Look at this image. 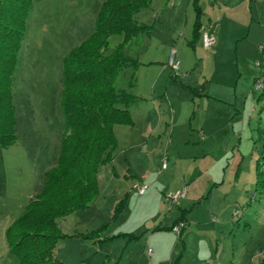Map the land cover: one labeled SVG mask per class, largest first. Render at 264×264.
<instances>
[{
  "label": "rangeland",
  "instance_id": "obj_1",
  "mask_svg": "<svg viewBox=\"0 0 264 264\" xmlns=\"http://www.w3.org/2000/svg\"><path fill=\"white\" fill-rule=\"evenodd\" d=\"M104 1L32 0L12 87L14 101L24 123L20 125L16 143L6 149L0 148V264H18L16 258L9 253L5 231L23 214L26 206L39 193L44 172L53 167L57 159L60 137L64 129L59 112L62 59L93 33L97 13ZM171 2L173 0H152L148 8L135 16L138 24L146 25L150 29L147 35L140 34L133 41L126 50V54L129 57H135L138 63L146 64L141 65L139 71H137L139 67L135 70L130 88L126 83L133 70L126 69L121 77L123 82L120 79V86L136 98L134 113L138 119L146 117L148 112L154 113L151 104L154 101L159 102L164 91L167 90L172 97L176 96L172 94L171 88L167 89V84L158 85L154 91L149 90L148 85L155 80L160 70L159 66L165 62L164 65H168L171 70V78L167 73V80L162 78V81H170L172 85L179 87L178 84L184 85L185 82L192 83L196 80V71L199 73V62L203 59L202 49L199 44L197 45V41L188 42L190 41L189 31L191 32L189 23L192 22L194 9L191 10L189 3L186 6L190 9L187 11L186 8L182 9L181 14L184 15V20L181 26L174 30V44L168 48L163 46L161 48L160 39L173 31L174 12L168 13L171 8L167 6L169 9L162 15L164 8H167L166 3ZM185 22L188 24L184 25ZM256 38L252 31L247 41L251 49L258 46L255 45ZM119 40L120 37H114L111 42ZM181 44H185L184 47H179ZM261 44L264 45V41ZM171 59L178 62V71H172ZM249 60L250 64L247 65L249 69L242 70L240 66L239 76L238 72L232 69L236 65L233 64L229 68L230 74L225 79L227 80L226 91L221 96H215L218 92L211 88L210 95H207L204 101V107L210 105L218 111L221 110L222 113L226 112L233 123L244 120V128H238L240 132L237 137L234 140L229 138L228 144L225 142L228 145L227 157L230 164L227 170H231L230 178L223 181L224 176L218 178V175L210 174L211 172L206 173L204 159L209 157L208 160L212 162V159L216 160L215 156L224 157L225 149L220 154L209 153L205 156L197 144L199 138L196 132H192L187 142L182 143L173 155L169 152V156L173 159L170 158L169 168L164 176H174L182 182L186 181L187 194L192 195L191 199H188L190 205L187 210L191 215L190 228L193 229L185 239L186 249L180 248L181 239L175 235L177 238L174 241H177L179 246L175 254L172 249L166 250L162 254L164 258L161 264H168L171 257L172 264H218L219 262L221 264H261L256 259L259 255H262L264 261V227L255 223V220L259 219L260 212L263 211L264 204L262 199L264 195V87L257 90L253 88L254 83L252 84L255 77L251 74L252 69L259 68L258 70L261 71L256 64L257 60H261L260 57L257 60L250 58ZM148 63L151 65H147ZM212 78L215 81V77L212 76ZM184 88L189 92L192 100L200 91V89L195 91L185 86H182L181 90ZM177 101L181 103V98L178 97ZM195 108L197 106L194 107V112L191 111L189 122L194 120ZM155 111H158V108L155 107ZM165 112V108L161 107L160 114ZM129 115L132 120L131 112ZM130 129L124 124L115 126L117 141L115 156L127 151L131 148L130 146H148L146 141L139 142L138 133L131 134ZM235 130L237 131L235 128H230L229 137ZM160 135L161 140L164 141V134ZM175 140L178 143L182 141L179 133ZM139 146L136 148L140 149ZM252 159L255 163L256 160L259 161H257L259 172L256 170L255 182L246 184L247 182L242 183V180L234 178L238 168L244 177L248 163ZM163 162L164 159L161 163ZM192 166L195 167L194 171H197L194 174L196 180L187 178L185 173ZM257 173H261L259 182H257ZM207 178H211L216 185H207ZM193 180H195L194 184H192ZM122 199L126 203L127 198ZM136 203L137 199L134 197L129 208L134 209ZM118 204L114 206L115 209L119 207ZM197 228H206V230L198 232ZM210 228L213 230L210 231ZM102 231L106 229L99 230L97 236L101 235ZM112 240L114 239H107L106 242ZM133 240L131 239L130 242L134 243ZM122 245L123 243L116 242L113 246L118 255L121 253ZM57 248L58 244L55 250ZM57 259L59 260L58 257ZM104 259L106 261L108 256L104 255ZM121 264H127L126 259Z\"/></svg>",
  "mask_w": 264,
  "mask_h": 264
},
{
  "label": "crops",
  "instance_id": "obj_2",
  "mask_svg": "<svg viewBox=\"0 0 264 264\" xmlns=\"http://www.w3.org/2000/svg\"><path fill=\"white\" fill-rule=\"evenodd\" d=\"M192 1L173 0L171 3H166V7L169 6L171 9L168 7L164 8L162 15L167 9H169L168 13L174 12L173 31H170L169 34L160 39L161 48L162 46L168 48L174 44L175 31L184 20V15L182 16L181 14L182 9L186 8V11L190 9V7L186 6L189 3L192 10ZM197 1L202 12L200 19L201 29L197 45L201 46L203 59L199 62V73L196 71V80L192 83L185 82L184 85L178 84L180 85L179 87L172 85L170 81L164 80L163 82L162 78L167 80V73L170 74L171 78V70L168 65H164V62L159 66L160 68L158 69L160 70L155 80L149 83L148 88L150 91H154L158 85L167 84V89L171 88L173 90L172 94L176 96L172 97L167 90L164 91L161 94L163 97H160V101H154L151 104L154 108L152 110L154 113L148 112L146 117L140 119L134 113V105L137 102L130 105L128 111L130 110L129 112H131L134 122L133 125L129 126L131 128L130 133H138L140 138L138 141H146L148 146H130L131 148L127 151L116 155L111 164L98 172V195L91 206L87 210L77 211L57 220L60 232L67 236L58 242V248L55 250V256L59 258V261L61 260L62 264H121L124 259H126L127 264H161L164 258L162 254L166 250L172 249L173 254H175L176 248L179 246L177 241H174L177 237L181 239L180 248L186 249L185 239L187 234L193 229L190 228L192 221L190 222L189 220L191 215L188 214L189 211L187 210L190 205L188 199H191L192 195L186 194L185 198L180 200L184 203L178 201L176 204H172L169 202L165 197L167 192H176L186 188L188 193V185L185 180L182 182L174 176H164V174L169 168L171 158L169 152L172 155L177 152L178 147H181L182 143L185 144L187 142L186 140L190 138L192 132L197 133L196 136L199 138L197 144L205 156H208L209 153L220 154L225 149L224 157L214 155L216 160L212 159V162L208 160L209 157L204 159L206 173L211 172L210 174L218 175V178L224 176V179L222 178L223 181L230 178L231 170H227L230 164L227 157V144L229 138L234 140L237 137L240 132L238 131L239 127L244 128V120H237L236 123H233L226 112L222 113L221 110L218 111L215 107H210V105L204 107V101L206 96L210 95L211 88L218 92L215 96H221L227 89V80L225 79L230 74L229 68L236 64L232 69L235 70L234 72H238L239 76L241 74L239 73L240 66L242 70L249 69L247 67L250 64L249 58L257 60L260 57L261 59L256 61L261 71L258 70V67V69L253 68L251 71V74L255 75L252 84L255 79H264V68H262L264 66V47L261 51L258 49L261 42L264 41V0ZM194 21L195 13L193 10V19L189 23L191 32L189 31L190 41L188 42H193ZM187 24V22L184 23V25ZM252 31L257 36L255 45H258L256 48L254 46L253 49L247 43ZM202 32H208L214 36L215 45L211 49L203 48L200 39ZM184 45L181 44L179 47H184ZM129 46L126 47L125 54ZM258 62L260 63L258 64ZM139 64L137 71H139L141 65L146 63ZM147 65L151 64L148 63ZM212 76L215 77V81H213ZM182 86L192 88L195 91L200 89V91L196 93V97L192 100L191 95L185 88L181 90ZM149 96H152L151 92ZM178 97L181 98V103H178ZM195 106H197L195 108L196 115L194 120L189 122L190 113L191 111L194 112ZM155 107L158 108L159 112L155 111ZM161 107L165 108V114H160ZM230 128H235L237 131H233L229 137ZM114 133H116V130ZM177 133H179V137L182 140L180 143L175 140ZM160 134H164V141L161 140ZM136 146H139L140 149H137ZM166 153L168 155H165ZM163 159L166 160L165 168H162L163 163L161 162ZM257 161L256 163L253 159L249 161L244 177L238 168L234 178L242 180V183L253 184L256 180L257 163L259 162ZM194 170V166L188 168L185 172L187 178L195 179L194 174L197 171ZM195 180L192 181V184L195 183ZM206 184L216 185L211 178L206 179ZM140 185L148 186L142 195H139L136 191V188ZM205 187L208 186L205 185ZM124 197L127 198L125 206L119 214L115 215L114 206ZM134 197L137 199L136 207L130 209L129 207ZM262 199L264 200V195ZM262 207L263 211L260 212L259 219H256L255 223L264 227V204ZM136 211L138 212L134 214ZM183 214L186 215V226L178 235L171 228L180 220ZM102 228L103 230L106 229V231H102L101 235L93 238L84 239L79 236L98 232ZM112 228L114 229L112 230ZM197 229L198 232L206 230V228ZM212 230L210 228V231ZM131 235L140 238H135L133 240L134 243H131V239L127 237ZM116 236L120 237L117 239L113 238ZM110 238L114 240L106 242ZM183 240L184 242H182ZM115 241L123 243L124 246L122 245L120 248L122 254L118 255L114 251ZM148 249L152 250L151 255H148ZM125 250L127 251L125 252ZM95 254L98 255L95 256ZM104 255L108 256L106 261ZM256 259L259 263L264 262L262 255L257 256ZM172 262L173 258L171 257L168 264H172ZM218 264H221V262Z\"/></svg>",
  "mask_w": 264,
  "mask_h": 264
},
{
  "label": "trees",
  "instance_id": "obj_3",
  "mask_svg": "<svg viewBox=\"0 0 264 264\" xmlns=\"http://www.w3.org/2000/svg\"><path fill=\"white\" fill-rule=\"evenodd\" d=\"M151 1L105 0L93 33L63 57L59 112L64 129L56 162L44 172L39 193L5 231L9 253L18 264H62L54 251L67 236L60 232L57 220L88 209L98 195V172L115 158L114 128L133 125L128 109L136 98L120 86V81L123 72L132 68L126 83L130 88L140 66L125 49L140 34L149 33L150 27L138 24L135 16ZM192 4L193 41H197L202 12L197 0ZM31 8L32 0H0V148L16 143L24 123L12 87ZM114 37L120 40L111 42ZM257 177L259 182L261 173ZM118 205L115 215L122 211L125 201ZM185 216L177 223L185 222ZM97 234L79 236L89 239Z\"/></svg>",
  "mask_w": 264,
  "mask_h": 264
},
{
  "label": "built area",
  "instance_id": "obj_4",
  "mask_svg": "<svg viewBox=\"0 0 264 264\" xmlns=\"http://www.w3.org/2000/svg\"><path fill=\"white\" fill-rule=\"evenodd\" d=\"M200 39H201V44H202L204 49H207V50L211 49L215 45L214 36L208 32H202ZM263 47H264V45L260 44L258 48H259V50H262ZM170 67H171L173 72L178 71L179 64H178V62H175L173 59H171L170 60ZM263 87H264V80L262 78L257 79L253 84V88L257 89V90H260ZM165 162H166V160H164V162L162 164V168L166 167ZM147 188H148L147 185H140L136 188V191L139 195H142L146 191ZM186 194H187L186 188H182L176 192H167L165 197L172 204H176L181 199H184ZM185 226H186L185 222H179L173 226L172 231L179 235L181 233V231L185 228ZM147 253H148V255H151L152 250L148 249Z\"/></svg>",
  "mask_w": 264,
  "mask_h": 264
}]
</instances>
